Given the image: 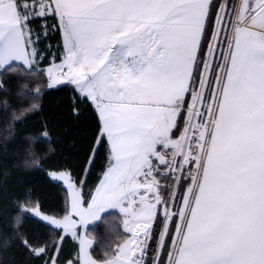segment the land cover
I'll return each instance as SVG.
<instances>
[{"label": "snow or ice", "instance_id": "obj_1", "mask_svg": "<svg viewBox=\"0 0 264 264\" xmlns=\"http://www.w3.org/2000/svg\"><path fill=\"white\" fill-rule=\"evenodd\" d=\"M0 152V264H264V0H0Z\"/></svg>", "mask_w": 264, "mask_h": 264}, {"label": "trees", "instance_id": "obj_2", "mask_svg": "<svg viewBox=\"0 0 264 264\" xmlns=\"http://www.w3.org/2000/svg\"><path fill=\"white\" fill-rule=\"evenodd\" d=\"M19 79L23 82V84L20 87H17L16 80ZM26 85V86H24ZM10 86L13 87L17 94L18 99L24 104V106L30 107L31 103L33 101H36L40 103L46 114L49 115V117L56 121L57 125H63L66 120V112H67V97L69 93L67 91L62 92H53L52 94H47L46 89V83L44 80H42L39 76L36 77H28V76H21L19 78H14L10 82ZM40 87L41 93H36L35 88ZM56 131L58 134L63 135V133L60 132V128L57 127ZM75 133L71 128L68 129L67 136L64 137L63 140H61V143L59 145H56V147L61 148L63 150V154L65 156H71L72 149L70 148L69 144L67 143L68 140L71 139V137ZM17 144L20 143L19 140L16 142ZM27 145V142H25ZM16 145L10 144V147H15ZM3 163V155L2 152H0V164ZM93 182H95V179L93 178ZM63 193L57 189V188H51L49 187L47 189V199H49L52 202L57 201L60 197H62ZM108 216V213L104 214L101 221H97L95 224L91 225L86 229V231L94 236V244L95 252L99 255H103L102 246L105 245L110 241L109 235L105 231V225L103 223V219ZM120 231L123 234L122 231V225H120ZM128 235V234H124ZM112 239H115L112 237ZM115 243L112 244V247L115 248Z\"/></svg>", "mask_w": 264, "mask_h": 264}, {"label": "rangeland", "instance_id": "obj_3", "mask_svg": "<svg viewBox=\"0 0 264 264\" xmlns=\"http://www.w3.org/2000/svg\"><path fill=\"white\" fill-rule=\"evenodd\" d=\"M105 214H106V213H105ZM95 223H96V222H95ZM95 223H94V224H95ZM92 225H93V224H92ZM90 226H91V224H90V225H88V227H90ZM88 227H87V228H88Z\"/></svg>", "mask_w": 264, "mask_h": 264}]
</instances>
